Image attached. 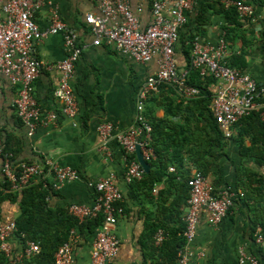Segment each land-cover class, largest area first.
Instances as JSON below:
<instances>
[{
    "label": "crops",
    "instance_id": "obj_1",
    "mask_svg": "<svg viewBox=\"0 0 264 264\" xmlns=\"http://www.w3.org/2000/svg\"><path fill=\"white\" fill-rule=\"evenodd\" d=\"M4 1L0 0V19L3 18ZM127 1L140 28L147 27L151 22L149 0ZM218 1H193L192 10L186 15L187 21L179 30L174 47L173 57L179 76L187 78L190 74L187 38L195 31L197 12L204 5H214V10L208 9L205 12L207 22L201 28L200 35L195 37L203 44H215L221 37L226 23L217 5ZM242 1L255 6L256 14L253 22H243L242 30L256 34L257 26L263 28L264 7L254 0ZM53 12L76 32L77 43L82 46L71 80L78 108L76 126L60 113L61 104L53 96L60 78V71L55 65L66 56L60 34L50 35L41 42H34L32 46L33 56L42 63L40 74L33 83V97L44 111H53L58 115L55 127L39 126L32 135H28L26 127L16 116L13 104L17 87L0 76V134L9 137L15 161L39 164L50 159L78 173L76 180L65 183L59 190L50 191L48 206L67 211L70 205L90 207L96 197L93 184L99 179L112 176L124 200L123 214L118 218L113 231L119 250L111 264H166V248V251L159 252L157 250L163 245H153V226L161 224L170 230L178 228V224L168 221L170 203H179V216L183 225L187 200L183 184L193 172L199 171L201 164L203 175L210 186L216 190L230 187L235 193L242 192L243 196H235L233 206L216 227L208 224L207 211H201L195 239L189 246L194 257L192 264H239L241 250L254 256L259 264H264V251L254 242V231L257 227L261 228L260 225L255 226L256 222L264 219L263 196L258 191L259 183H264V161L259 143L261 129L257 121L241 120L231 129V137L226 139L221 132L217 134L207 126L204 120H196L201 112L197 97L183 99L170 86L160 87L157 94L146 100L145 116L149 123H160L164 140L159 143V148L164 149L168 155L180 150L184 156L183 165L169 164L161 181L152 185L150 196L144 195L140 186H134L138 189L131 192L132 189L124 180L123 150L117 143L111 142L107 151L102 153L96 129L102 122L112 123L117 131H125L137 125L136 94L141 84L157 70L156 62L152 60L139 64L128 56L120 55L113 45H92V35L85 17L88 14H99L95 0H44V4L34 12V21L40 29L50 26ZM255 34L249 48H245L243 72L262 85L264 44L260 36L257 39L258 35ZM229 57L228 51L227 63ZM206 89L211 94L210 108L215 84L209 81ZM189 150L191 159L187 153ZM33 182L37 183L36 180ZM160 192H163V196H159ZM19 213L17 203L9 200L2 202L1 221H15ZM86 220L78 221L74 228L72 264L89 263L92 242L100 230L102 221L93 227L86 224ZM12 246L16 252L21 249L13 238Z\"/></svg>",
    "mask_w": 264,
    "mask_h": 264
},
{
    "label": "built area",
    "instance_id": "obj_2",
    "mask_svg": "<svg viewBox=\"0 0 264 264\" xmlns=\"http://www.w3.org/2000/svg\"><path fill=\"white\" fill-rule=\"evenodd\" d=\"M99 14H88L85 23L92 35V45H113L120 55L128 56L139 64L155 60L157 70L138 88L136 94L137 125L125 131H117L110 122L97 126L100 151L105 153L111 142L117 143L123 150L125 164L124 180L127 184L142 179L144 170L136 160L135 150L139 146L142 158L148 162L155 158L150 146L152 127L145 117V102L158 93L162 85L170 86L183 99H193L200 90L190 86L186 77L179 76L174 61V47L179 30L187 21V13L192 10L194 0H149L151 22L140 28L137 17L132 13L127 0H95ZM225 9L234 8L241 20L253 22L255 9L242 0H220ZM44 4V0H5L2 5L3 18L0 19V76L16 86V98L13 101L17 118L32 135L39 127H55L58 115L53 111H44L33 97V83L39 76L42 63L33 56L34 42H41L50 35L60 34L65 48V58L55 68L60 78L53 96L61 104L60 113L76 126L77 104L71 87L74 65L80 58L82 46L77 43V35L52 13L48 28L40 29L34 21V12ZM262 26H257L259 33ZM256 33V34H257ZM228 46L224 32L215 44L201 43L197 37L189 44V66L196 71L200 80L215 84L211 113L215 124L224 138L232 135L231 129L242 118L258 114L263 129L261 147L264 151V84L259 85L247 73L231 68L227 63ZM0 171L4 193H17L36 180L44 187L56 191L65 183L77 179L76 170L62 166L53 160L42 163L16 162L11 152L3 151L0 137ZM170 171H173L170 168ZM189 196L183 215L182 246L176 254V264H192L193 255L189 246L195 239L200 213H208V224L216 227L233 206L235 193L230 187L216 190L210 186L206 177L199 171L191 174L186 181ZM96 194L92 206L70 205L68 213L79 222L102 216L100 230L92 242V253L88 264H111L117 256L119 245L114 234L118 218L123 214V195L115 187L113 177L97 180L93 184ZM264 195V186L262 188ZM16 231L14 220H0V253L12 259V238ZM168 238L163 229H157L152 236L155 247H160ZM75 231L72 229L66 242L55 252L53 264H72V248ZM255 244L264 251V232L260 227L254 231ZM39 252L38 244L27 240L16 252L15 262L32 257ZM239 264H259L258 260L240 251Z\"/></svg>",
    "mask_w": 264,
    "mask_h": 264
},
{
    "label": "trees",
    "instance_id": "obj_3",
    "mask_svg": "<svg viewBox=\"0 0 264 264\" xmlns=\"http://www.w3.org/2000/svg\"><path fill=\"white\" fill-rule=\"evenodd\" d=\"M260 3L261 6L264 7V0H254ZM249 4V3H248ZM219 10L221 13L224 14V20L226 25L223 27L224 32V40L228 46V50L230 52V57L228 59V66L231 68L238 69L243 71L245 68V48H249L251 45L252 37L255 33L244 31L243 22L241 20L235 9L231 8L225 10L218 1ZM255 8V6H253ZM208 9L214 10V5H204L201 7L195 19V31L191 33L192 35L187 38L188 43L190 44L191 41L195 38V36L200 35L201 28L206 24L205 12ZM258 35L257 39L261 38L264 44V24L262 30L255 34ZM256 38V37H255ZM239 43V47L237 44ZM189 76L186 78V82L190 86H194L200 90V95L197 97L199 99L198 103L201 107V112L197 116L196 120L201 121L204 120L213 131L217 134L220 132L217 125L214 122L211 110L209 108V103L211 101V94L207 91L206 87L208 86V82L204 83L200 80L198 73L191 69L189 66ZM188 79V80H187ZM164 86V85H162ZM161 86V87H162ZM146 117V116H145ZM147 119V118H146ZM247 119H255L261 129L260 134V141H262L263 129L259 122L258 114L252 113L251 115L242 118L241 120ZM148 120V119H147ZM240 120V121H241ZM238 121V122H240ZM152 127L151 133V140L150 146L152 147L155 158L149 160L147 163L150 165V171L143 175L142 179L138 181H133L129 184L130 188L133 192L135 189H138L134 186H140L144 190V195L150 196L151 187L154 183L161 181V178L164 176V172L166 167L169 164H176L178 166L183 165L184 156L181 155V151H173V154H166V151L162 148H159V143H162L164 140L163 135L161 134V127L160 123H150ZM1 132V131H0ZM3 144V151L4 152H11L13 155V150L10 148V140L8 136H4L0 134ZM189 159H191L190 153L191 151H187ZM203 156V155H202ZM201 157V155H200ZM204 157V156H203ZM15 160V159H14ZM262 160L264 161V151L262 149ZM195 163V161H193ZM198 167V170L203 174L202 165ZM172 178H170L171 180ZM3 178L0 179V187L7 188V183H1ZM187 181V180H186ZM186 181L184 187L187 192V196L185 197L188 199L189 192L186 186ZM260 187L258 191L262 194V188L264 183H259ZM50 187H44L41 183H31L27 187H25L22 191L17 193H4L0 191V207L4 200H9L13 203H17L19 205L20 213L18 217L15 219L16 223V231L13 237L14 242H17L18 245L21 247L24 243L29 240L36 244H38L39 252L32 257L23 258L21 262H15L14 256L16 254V248H13L12 252V259L4 256L0 253V264H53L54 261V254L57 249L67 241L69 232L78 225V220L73 216L68 214L67 210L64 209H51L47 204V198L50 194ZM159 196H163V192H160ZM263 201H264V195ZM179 203H170V212L168 221L172 222L173 224H178V228L175 230H168L167 227L164 225L158 224L153 226L154 233L157 229H163L170 239L169 241H165L160 249L157 251L159 252H166L167 261L166 264H176V254L178 249L183 244V239L181 236L177 237V235H181L183 230V225L181 223V219L179 216L178 210ZM102 221L101 216H97L96 218L91 221L90 219L86 220V224L92 225L93 227L100 225ZM260 225L262 231L264 232V219L263 221H257L256 225ZM153 235V234H152ZM166 248V250H165ZM156 251V252H157Z\"/></svg>",
    "mask_w": 264,
    "mask_h": 264
},
{
    "label": "water",
    "instance_id": "obj_4",
    "mask_svg": "<svg viewBox=\"0 0 264 264\" xmlns=\"http://www.w3.org/2000/svg\"><path fill=\"white\" fill-rule=\"evenodd\" d=\"M135 155H136V158H137V161L138 163L140 164V166L142 167V169L144 170V172L147 174L149 172V165L143 160L142 158V154H141V151H140V148L139 146L136 147V150H135Z\"/></svg>",
    "mask_w": 264,
    "mask_h": 264
}]
</instances>
